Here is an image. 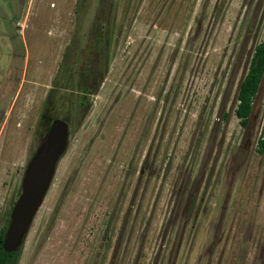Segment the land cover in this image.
<instances>
[{
    "label": "rangeland",
    "instance_id": "rangeland-1",
    "mask_svg": "<svg viewBox=\"0 0 264 264\" xmlns=\"http://www.w3.org/2000/svg\"><path fill=\"white\" fill-rule=\"evenodd\" d=\"M262 42L264 0H0V231L48 103L74 131L17 264H264V79L236 115Z\"/></svg>",
    "mask_w": 264,
    "mask_h": 264
},
{
    "label": "trees",
    "instance_id": "trees-1",
    "mask_svg": "<svg viewBox=\"0 0 264 264\" xmlns=\"http://www.w3.org/2000/svg\"><path fill=\"white\" fill-rule=\"evenodd\" d=\"M99 18L102 19L101 23L97 29L95 30L96 38L93 45V50L95 51V59L99 60L102 59V68H98L97 63L95 66L93 63H87V68H83L81 70V74L77 75H69L66 79V89L68 90L69 84H75L78 91L81 92L79 94V114L86 117L87 113H89V100L92 96H95L99 93L101 85L105 79L106 75V62L105 58H108L109 51L112 47L111 45V37H112V29L110 26L104 21L106 11L100 10ZM98 58V59H97ZM67 63V60L65 61ZM65 64L62 65L64 68ZM77 77V78H76ZM264 79V42L259 44L256 47L255 53L253 55L251 64L249 69L243 78L239 90H238V104L236 109V115L239 118L241 125L243 128L248 127L251 115L253 113L255 100L257 95L260 91L261 84ZM51 109L53 106L48 103L47 108L44 110L42 114L41 120L44 122L46 127L45 132L40 135L39 140L41 141L46 134L48 133L52 123L56 119H60L57 117H52L50 115ZM63 120V119H62ZM68 121L69 119L66 118ZM65 121V120H64ZM66 122V121H65ZM70 133L73 135L74 131L73 128H70ZM258 153L264 156V127H263V134L259 139L258 146H257ZM10 215L7 217V224L1 229L0 231V264H17L18 258L20 256V250L7 253L3 248V242L5 239V233L10 223Z\"/></svg>",
    "mask_w": 264,
    "mask_h": 264
},
{
    "label": "water",
    "instance_id": "water-1",
    "mask_svg": "<svg viewBox=\"0 0 264 264\" xmlns=\"http://www.w3.org/2000/svg\"><path fill=\"white\" fill-rule=\"evenodd\" d=\"M70 139L69 124L62 119H56L40 141L27 165L21 195L10 215L3 242L5 252H16L24 245L52 187L58 165L68 151Z\"/></svg>",
    "mask_w": 264,
    "mask_h": 264
},
{
    "label": "clouds",
    "instance_id": "clouds-1",
    "mask_svg": "<svg viewBox=\"0 0 264 264\" xmlns=\"http://www.w3.org/2000/svg\"><path fill=\"white\" fill-rule=\"evenodd\" d=\"M25 244V243H24Z\"/></svg>",
    "mask_w": 264,
    "mask_h": 264
}]
</instances>
